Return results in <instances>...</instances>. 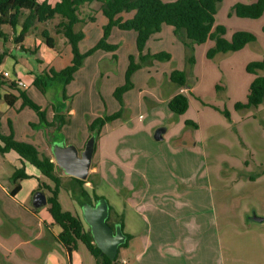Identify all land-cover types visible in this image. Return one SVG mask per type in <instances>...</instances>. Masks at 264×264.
<instances>
[{"label":"rangeland","instance_id":"374dc122","mask_svg":"<svg viewBox=\"0 0 264 264\" xmlns=\"http://www.w3.org/2000/svg\"><path fill=\"white\" fill-rule=\"evenodd\" d=\"M100 1L102 0L80 7L79 17L83 21L74 29L82 33L78 44L81 53L90 50L102 36V27L106 20L100 8ZM255 1L223 0L218 5L214 25H222L225 28L224 38L229 40L234 32L246 31L255 36V41L239 51L218 54L213 59L206 58V51L213 46L212 41L194 45L192 50H189L174 35L170 26H162L160 31L146 42L145 48L151 53L165 52L170 58L161 62L139 64V69L130 77L132 87L127 94L126 104H118L119 109L122 108V111L126 112L125 115L137 114V99H142L143 108H148L149 100H159V104L173 92L169 88H179L164 80L166 77L168 81L167 74L174 70L186 73L187 84L192 88L191 92L186 91L188 109L184 114L176 115L170 113L164 104L162 108L158 107V115L164 118L165 125L172 124V133L191 132L197 152L203 153V159L200 158L195 163V172L198 176L208 179L211 186L225 264H264V226L255 223L254 226H244L247 216L251 218L253 214H264V100L256 108H234L236 103L245 104L248 87L255 77V74L246 71L247 65L264 58V13L258 19L238 18L231 13V7L237 2L250 4ZM131 15L132 12L122 13L120 16L128 19ZM88 16L93 20H88ZM58 22L59 19L55 18L31 29L26 44L27 49L36 52L38 48L33 46V42L40 40L43 43L41 35L46 31L54 40L52 52H49L43 43L41 52L37 51L35 55L15 51L13 56L20 63L29 64L35 70L39 69L36 59L43 60L41 66L46 68L48 74L50 71L58 73L68 67L71 61L70 45L62 35L56 33ZM6 31L10 32L8 27ZM114 31L116 36L110 34L107 39L109 44L116 46L115 51L110 53L111 68L95 67L93 61L104 53L97 50L85 58L83 65L67 85L54 82L45 94L33 86L25 90L27 97L43 112L47 124L53 121L49 101L54 106L56 101L64 98L75 109L77 116L70 123L67 121L58 130L56 126H51L53 129L48 130L50 134H47L51 140L64 138L67 141L66 134L68 141H71L74 134L92 118L91 114L97 110L96 115L113 110L111 104L117 101L112 92L125 82L128 54L133 53L136 56L135 63H139L137 54L135 55V32L117 29ZM191 55L193 63L188 61ZM258 75L264 76V71ZM224 111L228 113V118L224 116ZM10 113L11 125L6 121L2 122L5 133L11 131L15 140L37 147L45 143L44 130L47 128L41 125V119L34 110L23 106L21 99H17ZM185 120L192 121L196 128L185 126ZM71 130L75 133L70 132ZM65 181L62 182L63 186L58 194L61 208L73 215L80 214L82 218L81 207L70 197V181L68 178ZM106 189V186L98 188L101 192L105 191V197L110 198L111 194L109 195ZM84 225L88 228L85 223ZM77 246L76 253H79L83 264H94L85 246L82 243ZM122 250L121 246L117 264H120V258L123 256Z\"/></svg>","mask_w":264,"mask_h":264},{"label":"crops","instance_id":"0c3cea01","mask_svg":"<svg viewBox=\"0 0 264 264\" xmlns=\"http://www.w3.org/2000/svg\"><path fill=\"white\" fill-rule=\"evenodd\" d=\"M114 29L110 34L116 36ZM30 33L31 30L21 44L24 49H27ZM12 37L13 35L9 36L6 43L0 42V50H6L7 53L0 64V72H8V82L20 80L27 87L23 89L13 83L14 88L6 85L0 88V125L3 133L5 131L2 122L6 121L11 125L10 110L14 106L13 104L9 107L3 100V95L18 97V90L29 89L34 75L46 70L41 66L43 60L36 59L38 70L31 68L29 64L20 63L13 53L21 50L19 46L12 44ZM119 40L121 41V38ZM43 43L49 52L54 50L47 48L45 42ZM43 43L35 40L33 46L41 52ZM37 51L31 52L35 55ZM102 52L104 53L93 61L95 67L111 68L110 52ZM144 53L154 54L149 52L148 48L144 49ZM129 56L136 57L133 53L128 54ZM167 78L168 81L166 77L164 80L173 84L169 81L168 74ZM158 81L161 83L160 79ZM191 89L169 88L173 92L166 100L159 104V100H149L148 108H143L142 99H137V114L125 115L126 112L122 111L118 119L106 123L101 128L99 137L94 141L88 174L93 185L87 182L85 187L106 199L111 209L110 224L121 218L122 231L124 235L130 236L120 258L127 264H225L211 186L208 179L198 176L195 172V163L198 159H203V153L197 152L191 132L172 133V124L165 125L164 118L158 115V107L162 108L173 96L186 94V91L191 92ZM130 91L123 94L124 104ZM118 104H111L114 108L109 112L104 111L96 115L97 110L91 114L92 118L88 117L85 126L76 133L70 131L75 133L73 140L68 141L65 134L68 142L64 138L51 140L47 134L52 127L45 126V143L35 147L39 153L50 157L59 170L61 186L68 177L62 175L55 164L52 144L64 142L65 145L75 146L80 152L90 137L87 128L89 122L94 118L116 113L119 111ZM48 106L53 118L56 114L54 106L50 101ZM63 115L65 121L70 123L77 113L68 104ZM159 130L160 139H156L155 135ZM21 167L28 177L19 180L18 189L11 194L15 187L11 176ZM41 186L52 187V183L27 162H22L16 153L0 154V264H83L79 253H76L78 246L76 250L68 253L56 240L60 228L53 224L47 204L40 208L32 206L35 192L42 191L45 197L49 195L46 190L39 189ZM101 186L107 187L110 198L105 197V191L98 190ZM253 223L263 227L264 214H253L251 218L247 216L244 226H254Z\"/></svg>","mask_w":264,"mask_h":264},{"label":"trees","instance_id":"16d2710c","mask_svg":"<svg viewBox=\"0 0 264 264\" xmlns=\"http://www.w3.org/2000/svg\"><path fill=\"white\" fill-rule=\"evenodd\" d=\"M96 0H56L49 3L47 0H0V42L6 43L9 34L13 37L11 42L13 45L19 46L21 51L33 54V52L24 49L21 45L27 34L35 25L45 24L55 18L59 19L55 31L62 35L70 45L71 61L70 65L58 73L43 70L34 75L32 86L40 93L45 94L49 86L57 82L63 86L73 80L74 74L81 68L85 58L91 53L102 50L113 53L114 45L107 42L108 36L113 28L120 31H133L136 34L135 48L139 63H135L134 57L129 56V63L125 73L124 84L118 86L113 96L120 106L123 105V94L132 87L130 77L137 69L139 64L151 61L168 60L170 56L165 52L154 54L144 53L146 42L150 37L159 32L162 26H170L183 45L192 50L194 45L205 43L207 40L213 42V46L206 51V58L213 59L218 54H226L241 50L245 45L255 41V36L246 31L234 32L230 39L224 38L226 33L222 25H214V15L218 5L223 0H176L173 2H163L161 0H102L101 10L105 17L106 23L102 27V36L99 41L86 53H81L78 44L82 39V33L75 31V26L83 20L80 16V7L90 4ZM132 15L128 19H123L122 13H130ZM231 13L238 18L258 19L264 13V0H256L250 4L237 2L231 7ZM88 20L93 18L88 16ZM9 28L10 32L6 29ZM42 38L49 49L54 48V40L46 31L42 32ZM6 50H0V64L6 56ZM188 61L193 63L192 55ZM246 71L255 74L254 79L248 87L245 104L236 103L234 108L241 110L245 108H256L264 100V76L258 75L264 71V58L260 61L251 62L247 65ZM169 81L179 87L190 88L187 84L186 73L174 70L169 73ZM6 85L14 88L13 83L8 82L0 76V88ZM17 99H21L22 105L36 112L41 119V125L53 126L60 129L65 124L64 115L54 114L51 124H47L44 120L43 112L33 103L26 95L25 91L18 90V97L11 95H3L5 103L11 107ZM168 110L176 115H182L189 106L186 94L179 93L167 101ZM122 108L114 114L105 115L92 119L88 124V132L90 136H94L95 141L99 137L101 128L109 122L118 119L121 116ZM228 118V113L223 112ZM185 126L196 128V125L190 121H185ZM8 152L16 153L22 162H27L30 166L38 170L51 183L52 187H39L40 190H46L49 195L46 197L47 211L53 221V224L60 228L56 240L67 250L68 253L77 249L78 243H82L89 254L95 261V264H117V257L113 260L108 259L93 243L89 228H85L84 222L78 214H72L63 211L58 200V194L61 188V177L58 175L59 170L56 169L50 157L43 153H39L37 148L26 142L14 139L12 132L5 134L1 131L0 125V154ZM23 167L15 170L11 176V181L15 184L11 194L18 189L19 180L27 178ZM70 181V197L78 203L82 208L84 205L93 206L101 196L97 195L92 189L88 190L85 184L91 183L88 177L86 181H82L73 177H68ZM111 209L109 208V211ZM109 217L107 219V223ZM119 225L123 228L122 220L119 218L110 227ZM126 241L122 245L125 247L130 236L125 235Z\"/></svg>","mask_w":264,"mask_h":264},{"label":"water","instance_id":"95a60500","mask_svg":"<svg viewBox=\"0 0 264 264\" xmlns=\"http://www.w3.org/2000/svg\"><path fill=\"white\" fill-rule=\"evenodd\" d=\"M68 103L64 98L54 104V112L58 115L66 113ZM161 131H157L155 137L160 139ZM94 136H90L83 149L78 152L75 146L65 145L64 142L52 144L51 151L56 166L62 175L73 177L82 181L88 178L91 160L94 150ZM47 204L46 197L42 191L33 195L32 206L40 208ZM84 223L88 226L93 243L110 260H113L119 248L125 243L126 237L119 225L113 228L107 223L109 217V206L105 198H100L93 206L84 205L81 208ZM256 220H260L257 219Z\"/></svg>","mask_w":264,"mask_h":264},{"label":"built area","instance_id":"2783aa9c","mask_svg":"<svg viewBox=\"0 0 264 264\" xmlns=\"http://www.w3.org/2000/svg\"><path fill=\"white\" fill-rule=\"evenodd\" d=\"M0 76H2L3 78L6 79L9 77V74H8V72H0ZM12 83H14V85L16 87H21L23 89H25L27 87V85L20 80H13ZM120 264H127V262L125 260H120Z\"/></svg>","mask_w":264,"mask_h":264}]
</instances>
